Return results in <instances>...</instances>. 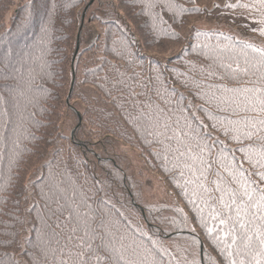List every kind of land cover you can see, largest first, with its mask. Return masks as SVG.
<instances>
[{"label":"trees","instance_id":"1","mask_svg":"<svg viewBox=\"0 0 264 264\" xmlns=\"http://www.w3.org/2000/svg\"><path fill=\"white\" fill-rule=\"evenodd\" d=\"M89 1L0 0V264H264V2L93 0L72 69Z\"/></svg>","mask_w":264,"mask_h":264},{"label":"rangeland","instance_id":"2","mask_svg":"<svg viewBox=\"0 0 264 264\" xmlns=\"http://www.w3.org/2000/svg\"><path fill=\"white\" fill-rule=\"evenodd\" d=\"M93 3V0L89 1V3L87 4V6L85 7V10L83 12V18L81 20V24L79 26L78 32H77V43H76V48L74 51V55L72 58V69H74V61L76 58V55L78 53L79 47H80V36L82 33V27H83V23H84V16H85V12L86 10L89 8V6H91ZM227 14H230V10L229 7L226 10ZM239 19H241L242 21H244L245 26L249 29L252 30H256L259 32H263L264 31V21L262 20H256L253 17H246V15H236ZM210 23H215L213 22V20L209 19H204L203 21L199 22V25L202 24L201 28H205L204 25L206 24H210ZM74 83H75V74L73 72V78H72V82H71V86H70V90H69V96L71 94V92L73 91V87H74ZM68 96V99H69ZM79 125H76L72 130H71V138H74V134H75V130ZM122 150L121 153L127 154V152H129L130 156L134 158V165L136 166L135 169L137 171V173H139V176L143 179L144 182V195L145 197L149 200V201H154V202H167V203H173L175 201V196L171 193V191L166 187L164 181L158 177L157 175L153 174L152 172H149L147 170H144V168L142 167L141 163H139V160H137V158H135V153L132 152V148L130 145H125L122 144ZM142 211L144 213V209L142 208ZM176 233H172L169 236H173Z\"/></svg>","mask_w":264,"mask_h":264},{"label":"snow or ice","instance_id":"3","mask_svg":"<svg viewBox=\"0 0 264 264\" xmlns=\"http://www.w3.org/2000/svg\"><path fill=\"white\" fill-rule=\"evenodd\" d=\"M261 2H264V0H261ZM245 91H256V92H259V91H261V89H245ZM260 103H264V100L260 101ZM249 199H251V196H249ZM261 200H264V196L261 197ZM262 243H264V241H262ZM89 247H91V246L89 245ZM84 255L85 254H83V253L80 254L82 259L84 258ZM95 258L96 259H100L99 254H95ZM84 264H87L86 260H85Z\"/></svg>","mask_w":264,"mask_h":264}]
</instances>
